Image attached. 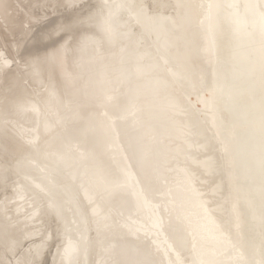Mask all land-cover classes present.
Listing matches in <instances>:
<instances>
[{
    "label": "bare ground",
    "instance_id": "bare-ground-1",
    "mask_svg": "<svg viewBox=\"0 0 264 264\" xmlns=\"http://www.w3.org/2000/svg\"><path fill=\"white\" fill-rule=\"evenodd\" d=\"M9 190L0 264H264V0H0Z\"/></svg>",
    "mask_w": 264,
    "mask_h": 264
},
{
    "label": "rangeland",
    "instance_id": "rangeland-1",
    "mask_svg": "<svg viewBox=\"0 0 264 264\" xmlns=\"http://www.w3.org/2000/svg\"><path fill=\"white\" fill-rule=\"evenodd\" d=\"M156 10V9H155ZM84 43V44H83ZM87 46V47H86ZM77 47L78 48H85V49H87L88 50V52H87V54H85V56L86 57H88L89 56V54L88 53H91V51H92V48H93V46H92V44L91 43H87V42H83V41H78L77 42ZM74 60L71 62L72 64H80V63H82V62H85V58L82 56V55H75V57L73 58ZM90 68V69H89ZM86 71H83V79H82V82H85V80H86V78L88 77V73L89 72H91L92 71V69H91V67L87 64V66H86ZM91 70V71H90ZM89 71V72H88ZM94 83H96V82H94ZM10 124V123H9ZM65 129V128H64ZM20 183V178L19 177H12L11 178V180H10V186H11V189H13V188H17L18 186H19V183ZM18 184V185H17ZM10 191V190H9ZM9 191L6 193V192H2V193H0V198L2 197L1 195L2 194H4L3 195V197L2 198H4L5 196V198H7V197H9L10 195H11V191H10V193H9ZM9 194V195H8ZM24 198H26L25 199V201H28V202H25V204L27 203V205H29L28 207H27V205H26V207H27V211L28 212H31L34 208H37L36 206H40V207H42V203H40L41 201H35V200H33V199H31L32 198V196L30 195H27V196H25ZM31 202V203H30ZM32 202H34V203H32ZM36 203V204H35ZM37 203H39L38 205H37ZM33 204V205H32ZM34 205H36V206H34ZM34 208H33V207ZM38 206V207H39ZM39 207V208H40ZM31 210V211H30ZM80 239V238H79ZM78 238H76L75 240V242L77 243H79L78 245L80 246V240H79ZM87 240V239H86ZM85 239L83 240V242L81 243V244H84L85 243V241H86ZM87 242V241H86ZM84 259H85V257H82V258H76L75 259V264H86V262L84 261Z\"/></svg>",
    "mask_w": 264,
    "mask_h": 264
},
{
    "label": "water",
    "instance_id": "water-1",
    "mask_svg": "<svg viewBox=\"0 0 264 264\" xmlns=\"http://www.w3.org/2000/svg\"><path fill=\"white\" fill-rule=\"evenodd\" d=\"M203 63H204V58H203V60H202V64H203ZM220 85H221L220 83H217V84H216V89H217V90H219Z\"/></svg>",
    "mask_w": 264,
    "mask_h": 264
}]
</instances>
